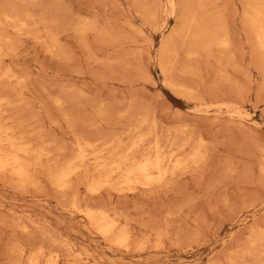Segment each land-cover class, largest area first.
Wrapping results in <instances>:
<instances>
[{
    "label": "rangeland",
    "instance_id": "1",
    "mask_svg": "<svg viewBox=\"0 0 264 264\" xmlns=\"http://www.w3.org/2000/svg\"><path fill=\"white\" fill-rule=\"evenodd\" d=\"M43 2V5L45 2L46 5L38 7L40 11L49 12V8L51 10L56 8L54 12L50 11V14L52 13L55 18L53 19L57 24V32L61 37L59 49H56L55 54L50 53L45 48L32 44L34 43L31 42L32 40H26L24 46L20 45L21 49L18 47L17 54L18 56L19 52L22 54L18 60L24 67L23 70L37 79L36 81L32 78L34 85L32 88L36 86L32 90L34 92L36 89L32 96L33 98L37 96L35 97L37 102H43L41 105L36 104L37 107L41 106L38 110L50 114L49 119L54 121L52 123L50 119V124L43 115V118L45 117L42 119V122H45L43 131L48 135L46 136L48 139L61 141V143L56 141L60 143L59 145L68 143L66 124L62 119L60 120L61 113L55 111L48 104L50 102L44 100L46 99V95L43 94L44 89H48L45 93L51 94L52 97L63 94L62 91L67 89L64 92L70 91L72 97H76L77 105L80 97L78 98L76 94L81 93L79 96L85 94L89 115L92 114L93 108L99 105L105 110L107 114L105 122L111 126L104 125L102 129L104 138L113 131L115 134L119 129L121 112L148 108L147 111L153 112L163 131L181 124L192 128L195 138L201 135L208 149L206 156L208 161L205 162L204 168L202 167L203 171L201 168L199 173L176 182L175 186L172 184L174 187L166 185L168 187L156 188L149 193L142 189L134 192L126 190L121 194L112 190L110 193L105 192L100 201L95 202L97 205L104 204V207H110L108 209L115 210L119 215L122 213L121 216L130 220L129 224L134 228L130 242L134 240L135 247L140 243L145 247L141 246V249H137L133 244L130 250L127 249L129 252L120 247L111 248L79 216L68 219L67 215L60 211L56 196L47 187H42L35 193L30 190L28 192L23 190L27 193H22L20 190L13 191L10 187L0 184V208L2 204L5 207L2 206L1 210L15 209L17 212H22L25 208L28 210L31 207L40 217L51 220L49 222L53 224L55 222L62 224L63 220L66 223H63L66 226L62 224L63 231L67 232L74 245L76 243V248L78 245L81 246L78 249L91 253L90 264H228L230 260L239 264H251L250 260H246L240 254L248 250V241L253 235V229L260 228L264 231V187H262L264 174L260 172L262 161L264 165V56H261L264 54L259 51L256 53L258 50L256 39L253 41L255 34L249 19L251 5H264V0H174L175 10L172 12L168 0H49L50 3L58 5V7L52 5L53 9L51 7L53 3L50 4L48 0ZM80 19L93 23L94 30L86 37H81L72 30L75 24L81 22ZM225 34L229 37L220 40V37H226ZM223 41H227L225 46L220 44ZM169 50L172 52V59L177 63H174L177 70L174 71L175 79L172 77V80L174 79L175 83L178 81L176 84L181 87L196 90L201 100L207 105L214 106L212 108L209 105L208 112L204 109L206 114L204 112L198 114L199 103L178 97L166 87V78L162 75L159 65L163 61L166 62V52H170ZM38 82L39 85L42 83L40 85L42 89L37 86ZM42 85L45 86L44 89ZM216 98L229 105H240L238 107L243 111L244 117H229L225 113L218 114L217 111H213L217 110V106L211 99L215 101ZM209 100L211 103H208ZM219 100L216 102H220ZM44 101L48 103L44 105ZM195 104L198 105L194 106ZM150 112L149 114H152ZM153 114L151 116H154ZM227 123L228 125L230 123V127ZM112 125L116 129L112 128ZM119 125L121 126L120 122ZM240 130H243L241 136ZM117 134L119 135L120 132L117 131ZM247 152H250L251 156ZM258 158L260 160H257ZM256 160L259 162H255ZM224 162L228 163L224 164ZM243 170H246V174ZM255 177L263 178L259 179L260 184ZM210 181L212 184H209ZM258 195L260 198H257ZM136 221L137 225H135ZM194 230H198L197 236L193 235ZM187 232H190V235ZM157 233H160L159 239L156 237ZM9 234L8 231H0L2 244L6 242ZM119 249L123 251L120 252Z\"/></svg>",
    "mask_w": 264,
    "mask_h": 264
},
{
    "label": "bare ground",
    "instance_id": "2",
    "mask_svg": "<svg viewBox=\"0 0 264 264\" xmlns=\"http://www.w3.org/2000/svg\"><path fill=\"white\" fill-rule=\"evenodd\" d=\"M42 1L43 0H0V184L6 185V187H10V189H12L13 191L20 190L22 193H27L29 190L32 193H35L36 190L42 187L49 188L53 192V194L56 196L57 205L61 209L60 211L66 214L68 219L70 218L72 219V217L74 216H79L88 225V227L90 229H93L94 233L98 234L103 240H105L104 242L108 243L111 248L116 247L118 249V247H120V248L125 249L127 252H129V250L131 249L130 246L134 244V240L132 241V243L130 242L131 234H133V230H134V228L131 227V225L129 224L130 220L123 217V215L121 216L122 213H120L119 215L115 210L108 209L110 207L106 208L104 207L105 206L104 204H102L103 206L100 204L101 205L100 206V205L95 204V202L98 200L100 201L102 195L105 192L110 193V191L112 192V190L115 192L117 191L119 194H121L122 192L126 190L134 192L135 190L139 191V189L148 191L149 193V191L152 192V190L156 188L162 187L163 189V187H168L166 185H171L172 187L174 184H176V182L181 181L182 179L187 178L195 173L197 174V172L199 173V170H201L202 167L204 168L205 162L208 161V159L206 160V156L208 153L207 146L205 145L204 139L201 135H197L196 136L197 138H195L193 134L194 132H192V128H189L187 125L182 126L180 124L181 125L180 126L179 121L177 123L179 126H176V127L173 126L171 127L172 129H170L169 127V129H166L165 131H163L161 129L162 127L159 126V123L156 120L157 118L155 117L153 112L151 111L154 116H151L152 114H149L150 111H147L148 108L147 110L138 109L134 111H126L124 113L121 112L122 114L119 112L120 113L119 122L121 126L119 125V122H118V126L120 130L117 128L118 129L117 131L118 133L120 132V134L116 135L117 131L115 132V134L113 131L111 132V134H108L109 137L108 135L105 134L106 135L105 138H107L105 139L103 136L104 133H102V129L103 127H105L104 125H108V123L106 124L105 122L107 114L104 112L105 110H102V107L100 105L93 108L92 114L89 115L88 114L89 108L85 103L87 99L84 98L86 97L85 94L84 96H79V94L81 93L76 94L78 95V98L80 97L79 101L81 102V103L78 102V105H77V102L75 103L76 97L75 98L72 97L70 91L64 92V91H67V89L62 91L63 94L57 95V97L55 96L56 97L55 98V97H52L51 94L47 95L48 93L46 94L45 91H47L48 89L47 90L46 88L44 89L45 86L42 85L44 89V93L43 92L42 93L46 95V99L44 100L45 101L47 100L48 102H50L48 103L44 101V105L45 103L46 104L48 103L50 106H52V108L55 111L61 113L60 120L62 119V122L64 121L66 124L67 138L66 137L65 138L67 139L68 143L64 145H59L61 141L56 140L60 142V143H57L53 139H50V138L48 139L47 138L48 135L44 134L45 131H43L45 122L44 121L42 122V119L46 117L45 120L49 121L51 119V118L49 119L50 114L48 113L45 114L43 110H38L39 108H41L40 105L43 102H41L40 100L39 101L41 103L37 102L36 100L37 96L35 95L34 98L32 96L34 95L33 93L36 90L35 89L34 92L32 91L33 88L36 87L35 86L32 88V86H34L32 85V78L34 79V77L30 76V73H27L23 70L24 67L18 60V58H20L22 54L20 52H19V56L17 54L18 47H20L21 49L20 45L24 46V41L26 40L27 41L32 40L31 42H34L32 44L34 45L36 44L39 47L45 48V50H47L50 53L54 52L55 54V52L57 51L56 49L57 48L59 49V42H60L61 37H59V34L57 32L58 30L56 27L57 24L54 21L55 18L54 16H52L53 15L52 13L50 14V11L54 12L56 8L54 10H51L49 8L50 10L49 12L40 11L37 8L40 6L46 5V2H45V5H43L44 2L42 3ZM168 1H169L168 3L169 8L171 9L170 12H172L173 10H175L174 0H168ZM53 2L56 3L55 1ZM54 3L51 4V7L52 5L58 7V5H55ZM251 6L252 7L250 10L249 21H250V24L252 25V28L255 34V38H253V41L254 39H256V44H257V49H258L256 53L260 52L264 54V5H259V6L251 5ZM48 7L49 6H47V8ZM195 20H193V22ZM79 21H81V19ZM90 22L89 20L88 21L83 20L81 22H78L77 24H75L72 30L74 31L75 34L81 37H86L89 32L94 30V26L92 25L93 23H90ZM70 24H71V21H70ZM94 32H92V34ZM60 35H61V32H60ZM219 36L220 34H218L217 37ZM228 37L227 36L223 38L220 37V40L224 38H228ZM226 42L225 41L221 42L220 43L221 46H225ZM82 44L85 45V43H82ZM261 56H264V55H261ZM172 58H173L172 52L167 51L166 52V62L163 61L164 63L161 62V65H159L162 75L164 76V78H166L165 80L166 87L178 97L186 98L188 100L190 99V101L192 100L191 102L196 101L197 103H199V110L195 107L199 111V113L195 109L196 112L200 115L202 112L206 114L209 111L207 109L208 107L211 106V104L207 105L203 100H201L200 95H198V92L196 90L188 88V87L187 88L181 87L180 85L176 84L178 81L175 83V80H174L175 77L173 75L175 74L174 71L177 69H175L176 66L174 65L176 61H174ZM172 77H174L173 80H172ZM40 85L38 82L37 86L40 87ZM194 86L196 87V85ZM54 88H56V86ZM74 91L77 92V90H74ZM242 92L244 93V91ZM48 96H51V98ZM208 96L206 97L208 98ZM211 100H212V103L214 102L213 104L217 106V110H213V111H217L216 113L218 114L225 113L229 117H234V116H237L236 118L244 117L243 111L241 110L240 107H238L240 105L238 106L234 104L229 105L223 102L222 100L220 101L218 98H216V100H219L220 102L218 101L216 102V100L214 101V99H211ZM211 100H209L208 103H211ZM37 103L40 104L39 107L36 106ZM197 105L198 104H195L194 106H197ZM211 107L213 108L214 106H211ZM43 108L44 106L42 107V109ZM73 114H74V117H73ZM43 115H45L44 118H43ZM213 115H215V113ZM50 121H52V123L54 122L52 119ZM117 121H116V124H117ZM108 126L110 127L111 125L109 124ZM113 126L114 125H112V128H115V126L114 127ZM244 127L245 126L243 125V128ZM46 129L47 128L45 127V130ZM232 129L234 130V127H232ZM248 130L249 128H247V131ZM241 131L243 130H240V136H241ZM109 133H110V130H109ZM243 134L245 135V133ZM250 138L252 137L250 136ZM245 145H246V142L244 146ZM239 146H242V145H239ZM255 148L257 149V147ZM247 153L249 155L250 152H247ZM254 155L256 156L255 153ZM257 160H260V159L258 158ZM257 160L255 162H259ZM262 162L260 164L261 165L260 172L264 174V165L262 164ZM227 163L224 162V164H227ZM249 165L250 164H248V166ZM243 166H246V165H243ZM203 168H202V171H203ZM241 168L240 170H242ZM243 168L246 169L245 167ZM234 170L235 168L233 169V171ZM245 171L243 173H245ZM249 174H250V171H249ZM246 177L248 178V175ZM258 177L259 176L257 175V178ZM222 178H223V175H222ZM259 179H256V180H258V183L260 184L261 183L260 180H262L263 178H261L260 180ZM209 180L207 181V183L209 182ZM211 181L209 184H212ZM262 187H264V185ZM82 188L83 190H81ZM23 190H27V192L26 191L23 192ZM145 191H143L144 192L143 194H145ZM163 193L166 194L165 192ZM169 193H171V191ZM154 194L155 193H153V195ZM250 195H252V193ZM257 198H260V196ZM245 202L246 201H244V203ZM3 205L4 204L1 205V208ZM211 206L213 207V205ZM1 208H0V217L2 218H0V231L5 230V231H8L10 234L7 237V240L4 244H2V242L0 241V264H90L89 258H91L90 257L91 253H89V251L87 252L85 250L78 249V247H81V246L77 245V248H76L75 246L76 243L74 242V240L72 239L75 245L72 243V241L68 237L67 232H64L65 230L63 231L62 224L65 223L63 222V220H62V224L61 222L60 224L59 222L57 223L55 222L56 224L55 223L53 224V222L52 223L49 222L51 220L48 221L45 218L40 217L39 214L36 213L35 210L32 209L31 207H29L30 209L28 210H26L25 208V210L22 212H17V210L11 209V208H10L11 210L9 211H4L3 209L1 210ZM5 217H7V219ZM65 224L63 225L66 226ZM205 224L206 222L204 221V225ZM135 225H137V221ZM255 227H256V224H255ZM161 229L165 231V229L162 228V226H161ZM208 230L210 229L208 228ZM194 231L195 232H192V233L195 236L198 230L197 231L194 230ZM263 232L264 231H262L260 228L256 230L253 229V235L250 237L248 241V247H249L248 250L246 249L247 251L240 254V256L242 255L246 260L247 259L250 260L249 262L251 264H264V235H263L264 233ZM152 233L153 232H151V234ZM188 234L190 235V232ZM193 235L191 236V238H193ZM200 236H201V233H200ZM156 237H158L159 239L160 233H157ZM175 241H178V240H175ZM138 242L140 243V241ZM142 244L141 243L136 244L137 249L140 248L141 246H144ZM179 245H181V242ZM133 247H135V244ZM119 250L121 252L122 249H119ZM245 262L247 263V261ZM228 264H239V263L235 262L234 260H230Z\"/></svg>",
    "mask_w": 264,
    "mask_h": 264
}]
</instances>
